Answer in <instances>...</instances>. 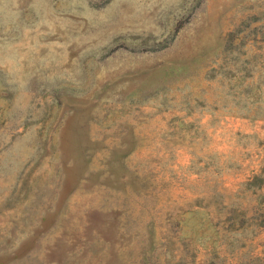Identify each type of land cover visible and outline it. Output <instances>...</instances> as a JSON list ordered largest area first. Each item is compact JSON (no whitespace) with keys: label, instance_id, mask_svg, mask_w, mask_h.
<instances>
[{"label":"rangeland","instance_id":"obj_1","mask_svg":"<svg viewBox=\"0 0 264 264\" xmlns=\"http://www.w3.org/2000/svg\"><path fill=\"white\" fill-rule=\"evenodd\" d=\"M0 264H264V0H0Z\"/></svg>","mask_w":264,"mask_h":264}]
</instances>
